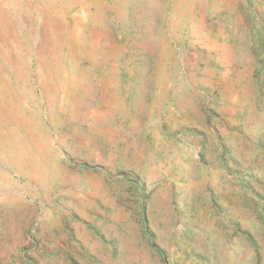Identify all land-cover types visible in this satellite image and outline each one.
I'll return each instance as SVG.
<instances>
[{
	"label": "rangeland",
	"instance_id": "1",
	"mask_svg": "<svg viewBox=\"0 0 264 264\" xmlns=\"http://www.w3.org/2000/svg\"><path fill=\"white\" fill-rule=\"evenodd\" d=\"M0 264H264V0H0Z\"/></svg>",
	"mask_w": 264,
	"mask_h": 264
}]
</instances>
